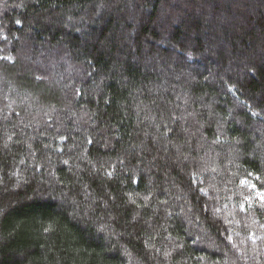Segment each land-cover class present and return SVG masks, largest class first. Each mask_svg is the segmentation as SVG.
Returning a JSON list of instances; mask_svg holds the SVG:
<instances>
[{
  "label": "trees",
  "instance_id": "1",
  "mask_svg": "<svg viewBox=\"0 0 264 264\" xmlns=\"http://www.w3.org/2000/svg\"><path fill=\"white\" fill-rule=\"evenodd\" d=\"M3 30L0 264H264V0H0Z\"/></svg>",
  "mask_w": 264,
  "mask_h": 264
},
{
  "label": "snow or ice",
  "instance_id": "2",
  "mask_svg": "<svg viewBox=\"0 0 264 264\" xmlns=\"http://www.w3.org/2000/svg\"><path fill=\"white\" fill-rule=\"evenodd\" d=\"M17 23H19V21H17ZM252 188L255 189L256 185H252ZM258 199L260 200V207L264 208V191L258 192Z\"/></svg>",
  "mask_w": 264,
  "mask_h": 264
},
{
  "label": "rangeland",
  "instance_id": "3",
  "mask_svg": "<svg viewBox=\"0 0 264 264\" xmlns=\"http://www.w3.org/2000/svg\"><path fill=\"white\" fill-rule=\"evenodd\" d=\"M5 34H6V33H5L4 30L1 31V32H0V38H1V37L3 38V37L5 36ZM0 51H1V49H0ZM1 52H2V51H1ZM52 79H53V77H49V78H47L46 80H47V81H51ZM248 183L250 184L249 181H248ZM261 191H264V190H261ZM261 191H257L256 193L261 192Z\"/></svg>",
  "mask_w": 264,
  "mask_h": 264
}]
</instances>
